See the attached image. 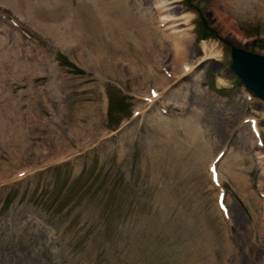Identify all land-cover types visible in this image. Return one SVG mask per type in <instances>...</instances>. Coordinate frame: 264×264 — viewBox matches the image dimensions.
Listing matches in <instances>:
<instances>
[{"label": "rangeland", "instance_id": "rangeland-1", "mask_svg": "<svg viewBox=\"0 0 264 264\" xmlns=\"http://www.w3.org/2000/svg\"><path fill=\"white\" fill-rule=\"evenodd\" d=\"M26 1L0 0V264H264V102L228 56L264 55V0H144L162 44L142 0L107 33L98 0H69L78 36Z\"/></svg>", "mask_w": 264, "mask_h": 264}, {"label": "bare ground", "instance_id": "bare-ground-1", "mask_svg": "<svg viewBox=\"0 0 264 264\" xmlns=\"http://www.w3.org/2000/svg\"><path fill=\"white\" fill-rule=\"evenodd\" d=\"M16 1H18V2H26L25 3V5L26 6H29L30 7V10H33L34 8H33V4L31 5V3H29V2H27L26 0H16ZM139 1V0H138ZM171 1H173V3L174 2H176V1H179V0H171ZM242 1V0H241ZM69 2V0H35L34 1V4H37L38 5V7H41V4L42 3H46V4H48V5H50L55 11H57V10H59L60 8H62V9H64L65 10V13L63 14V15H61V17L62 16H65V18H67V23L65 22V23H61L60 25H58V26H56V29H57V31H61V29L59 28V27H61L63 30H64V32H61L60 34H63V35H66V36H71V34L73 33V35L75 34V27L71 30V26L73 27V25H72V21H70V19H71V16H70V10L67 8V3ZM98 2L99 3H101V5H100V8L101 9H103V12H101V14H102V18L104 19H102L103 21H105V24H107V23H109V25L105 28V29H103L104 30V32H109V31H111V32H115V31H118V30H120V29H115L114 27V23H115V21L118 19L117 17L119 16H117V14L119 13V11L117 10V8L116 7H118V9H123L124 8V4H123V0H98ZM106 2H110V4L109 3H107V4H105ZM137 2V1H136ZM141 2V3H140ZM160 2L161 1H156L155 3H153L152 5H154V4H156L155 5V7H154V9H158V11L160 12V10H159V8H158V6H160ZM235 2H238V3H240L238 0L237 1H235ZM245 2V1H244ZM159 4V5H158ZM175 4V3H174ZM237 4V3H236ZM243 4V3H242ZM164 6V5H163ZM163 6H161V12H162V10L165 8H163ZM126 8V7H125ZM167 8V7H166ZM135 10L134 11H136V14H137V17L139 18V20L141 21V24L143 25V26H145V28L147 29V31L146 32H150V34H152L151 36L152 37H157L158 39H159V41H160V44H162V43H164L165 41H166V38H165V35H163V33H161L162 31H158L157 30V28L159 29V27H158V25L157 24H159V22L156 24V26H157V28H155V27H153L151 24H150V22H149V19L151 20V17H153V13L147 8V6H146V3L144 2V0H142V1H139V3L137 2V4H136V7L134 8ZM126 11H127V9H126ZM164 11V10H163ZM166 11H168V10H166ZM261 11L263 12V8L261 9ZM121 12H125V10H123V11H121ZM129 14V13H128ZM162 14V13H161ZM219 14H221L222 16H223V13H219ZM124 16H125V14H124ZM163 16V15H162ZM167 16V19H162L161 18V16H160V20L162 19V21H167V22H172V20H173V22L174 21H176L175 19H177V18H173L174 16L171 14V15H166ZM193 15L192 14H186V18H185V21L186 22H188L189 20H191L193 17H192ZM59 17V16H58ZM56 18V19H52V21L53 22H55V23H59L60 22V20L61 19H59V18ZM219 17H220V15H219ZM224 17V16H223ZM226 17H228L227 15H226ZM125 18V17H124ZM12 20H10L11 21V24L12 25H14V26H16L17 28H19V29H21V28H23L24 26H23V24H21L19 21H17L16 19H13V18H11ZM19 20H20V18H18ZM126 19V18H125ZM155 19H156V17H155ZM29 20H30V17H29ZM119 20H121V18L119 19ZM222 20H223V18H222ZM25 21V22H24ZM23 22L24 23H28L29 21H27V18L24 20ZM30 21H32V20H30ZM159 21V20H158ZM230 21V20H229ZM117 23V22H116ZM230 23H231V25L234 27V25H233V23L230 21ZM182 24H184V23H182ZM190 24V23H189ZM103 25V24H102ZM160 25V24H159ZM110 26H112V28H109ZM125 26V25H124ZM143 26H141V27H143ZM188 26V25H187ZM231 26V27H232ZM29 27V26H28ZM76 27H78V26H76ZM120 26L118 25L116 28H119ZM122 27V26H121ZM128 27V25L127 26H125L124 27V29L125 28H127ZM140 27V28H141ZM174 27V26H173ZM59 28V29H58ZM190 28H192V27H190ZM236 27H234V29H235ZM7 30V29H6ZM11 31H12V29H10ZM233 30V29H232ZM8 31V30H7ZM189 30L187 29V30H183V32H182V36L183 35H187L186 34V32H188ZM237 31V30H236ZM165 32V31H164ZM64 33H66V34H64ZM76 33H78L76 36H78L79 35V32H76ZM117 33V32H116ZM99 34H101V33H99ZM98 34V35H99ZM129 34V33H128ZM189 34V33H188ZM72 35V36H73ZM110 35V34H109ZM124 36V35H123ZM181 36V37H182ZM81 37V36H80ZM127 37V36H126ZM168 37V36H167ZM174 37V36H173ZM181 37H179V39H178V37H176L175 36V43L173 44V49L175 50V53H176V55H175V58H176V60L177 61H179V58H181V56H182V52L184 51V49H183V46H182V42L180 41V38ZM72 38V37H71ZM70 38V39H71ZM117 39V38H116ZM102 41V40H101ZM119 41V44L121 43L122 44V39H120V40H118ZM167 42V41H166ZM189 42V41H188ZM165 45V44H164ZM167 46V45H166ZM186 49V48H185ZM202 51H203V53H204V55H206V46L205 45H203V47H202ZM209 52H210V50H209ZM163 53V52H162ZM116 54V53H115ZM211 54H213V51L212 52H210L208 55L210 56ZM114 55V54H113ZM218 55V54H217ZM116 56V55H115ZM208 56V57H209ZM208 57H206V58H208ZM114 58V57H113ZM166 59V58H165ZM181 60H182V58H181ZM184 60V59H183ZM201 60V59H200ZM176 61V62H177ZM175 63V62H174ZM176 65V64H175ZM179 65H182V69H183V71L184 72H187L188 74L189 73H192L194 70V65H195V63H193V65L191 64V65H189V64H187V63H182V64H179ZM196 65H197V63H196ZM177 66V65H176ZM175 66V67H176ZM164 67V66H163ZM152 74H154L155 75V73H152ZM184 74V73H183ZM156 76V75H155ZM164 77V76H163ZM155 78V77H154ZM184 78V77H183ZM157 79V77L154 79L155 80V82L157 83L158 82V80H156ZM163 79V78H162ZM164 79H166L165 77H164ZM159 81H160V76H159ZM164 82V81H163ZM168 84V83H167ZM165 85V84H164ZM167 86V85H166ZM175 87V86H174ZM169 90V89H168ZM150 92V91H149ZM170 92V91H169ZM162 88L161 89H159V90H155L154 91V94L155 95H153L152 97H151V101L152 102H156V101H158L161 97H162ZM166 94V93H165ZM166 96V95H165ZM2 103V102H1ZM149 103H150V101H149ZM153 104V103H152ZM3 108V107H2ZM162 110H163V108H161ZM6 110V109H5ZM3 111V110H2ZM5 112V111H4ZM1 114V113H0ZM254 131H255V134L256 135H258L259 137H260V129H259V127L258 126H256V124H254ZM205 151V154L207 155V154H209V152H210V150L208 149V148H206V150H204ZM227 157H228V155L226 156V159H227ZM229 158V157H228ZM211 165V164H210ZM217 179L219 180L220 179V173H219V171L217 170ZM238 218V217H237ZM238 223L240 224V226L242 227L243 226V228H244V223H243V221L240 219L239 221H238Z\"/></svg>", "mask_w": 264, "mask_h": 264}, {"label": "water", "instance_id": "water-1", "mask_svg": "<svg viewBox=\"0 0 264 264\" xmlns=\"http://www.w3.org/2000/svg\"><path fill=\"white\" fill-rule=\"evenodd\" d=\"M228 56L230 71L264 102V55L230 45Z\"/></svg>", "mask_w": 264, "mask_h": 264}]
</instances>
